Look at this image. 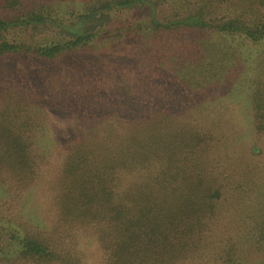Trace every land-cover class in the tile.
I'll return each mask as SVG.
<instances>
[{"label":"trees","instance_id":"16d2710c","mask_svg":"<svg viewBox=\"0 0 264 264\" xmlns=\"http://www.w3.org/2000/svg\"><path fill=\"white\" fill-rule=\"evenodd\" d=\"M166 1L0 0V200L2 187L28 186L43 168L48 111L72 126L52 190L54 222L41 230L9 220L15 229H2L0 264H79L76 238L90 229L102 264L233 262L232 246L211 232L224 193L218 147L209 155L216 138L201 123L203 108L181 117L189 106L176 107L184 98L176 90L194 82L187 97L197 104L225 88L213 72L207 80L202 50L227 64L239 59L232 44L248 46L257 52L253 123L264 131V0H175L167 18L159 13ZM216 4L227 5L218 14ZM135 10L146 19L123 15ZM180 35L186 43L170 44ZM171 57L196 69L180 75ZM4 211L0 203L1 222Z\"/></svg>","mask_w":264,"mask_h":264},{"label":"rangeland","instance_id":"374dc122","mask_svg":"<svg viewBox=\"0 0 264 264\" xmlns=\"http://www.w3.org/2000/svg\"><path fill=\"white\" fill-rule=\"evenodd\" d=\"M226 5L216 4L210 10L219 14L223 12L222 9L224 10ZM179 6V2L167 0L160 8L159 13L162 17L167 18L173 14L172 9H177ZM123 15L146 19L145 13L141 10ZM47 33L40 36H46ZM28 36L31 35L11 33L8 38L16 39L18 42L26 41L28 38L29 42L31 37ZM168 40L170 44L177 46L186 43L187 38L180 35L170 37ZM232 45L237 49L236 57L239 59H232V62H227V64L210 59L211 51L202 50L205 57L202 59L201 67L208 69L207 80L210 79L211 72H213L221 78V82L229 83L225 88H221L223 86L221 84L222 86H218L215 90L208 89L206 96L202 97L197 104L187 97L194 88V82H190L191 84L185 87L186 90H189L187 93L185 89L183 92L182 89L176 90L177 94L184 97L176 107L189 106V108H182L180 113L183 116L181 117L185 119L190 108H203L200 110L201 123L216 138V141L214 139L210 144L209 155H215V146H217L218 150L215 155L217 165H214V168L219 172L218 179L224 186L222 189L224 193L218 201L222 207L218 210H221L220 213L217 212L215 215L214 222L212 221L211 232L222 237L226 240L224 243H228L233 248L230 257L233 262L228 263L226 258L224 260L212 258L204 263L200 261L199 264H264V131L260 133L254 128L253 101L248 89L249 82L257 74L255 62L252 64L257 52L243 44L241 46ZM209 49L212 50L211 47ZM128 52L130 53V51ZM128 52L119 51V54L122 56L121 58H125L129 57ZM126 60L130 59L126 58ZM168 63L171 68L174 66L173 69H177L179 71L177 73L180 75L183 71L191 73V70H195L197 66L196 61L182 62V60H176L173 57L169 59ZM250 66L254 68V71L250 70ZM201 67L198 70H203ZM197 76L199 75L197 74ZM190 79L198 80L195 75H192ZM111 83H114V80H111ZM240 84H244V86L239 88ZM117 90L118 88L113 89V91ZM193 94L196 95L194 92ZM175 100H179V98H175ZM186 100L191 104L189 105ZM183 102L186 104H182ZM48 118L49 135L40 140V147L47 153L45 152L43 158H39L42 160L43 168L40 169L36 179L33 183L27 184L28 186H11L9 182L7 188L2 187L8 193L0 200V203H4L8 211H4L5 221H0V254L1 251L7 252L5 249L7 242L3 241L2 237L5 231L2 229L11 230L14 228V225L8 222L9 220L17 223L25 221L32 226H38L39 229L43 227L41 230H46L55 220V216L54 218L52 216V190H54L60 175L59 164L62 161L63 149L70 139L72 126L69 120L50 111H48ZM87 234L88 236L85 235L82 240L76 238L81 242L76 251L80 258L79 264H102L104 256L95 240L96 232L90 229ZM66 242H70L69 239H66Z\"/></svg>","mask_w":264,"mask_h":264}]
</instances>
